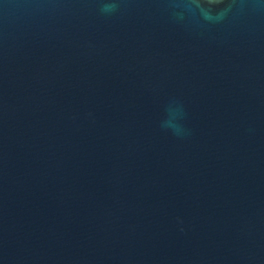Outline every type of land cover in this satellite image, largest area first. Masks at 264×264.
I'll return each mask as SVG.
<instances>
[{"label": "water", "instance_id": "95a60500", "mask_svg": "<svg viewBox=\"0 0 264 264\" xmlns=\"http://www.w3.org/2000/svg\"><path fill=\"white\" fill-rule=\"evenodd\" d=\"M0 264H264V0H0Z\"/></svg>", "mask_w": 264, "mask_h": 264}]
</instances>
